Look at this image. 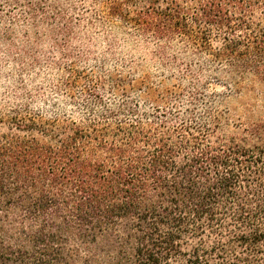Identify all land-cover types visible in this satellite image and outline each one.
<instances>
[{
    "label": "trees",
    "instance_id": "1",
    "mask_svg": "<svg viewBox=\"0 0 264 264\" xmlns=\"http://www.w3.org/2000/svg\"><path fill=\"white\" fill-rule=\"evenodd\" d=\"M0 58V264H264V0H0Z\"/></svg>",
    "mask_w": 264,
    "mask_h": 264
},
{
    "label": "rangeland",
    "instance_id": "2",
    "mask_svg": "<svg viewBox=\"0 0 264 264\" xmlns=\"http://www.w3.org/2000/svg\"><path fill=\"white\" fill-rule=\"evenodd\" d=\"M13 72V71H12ZM11 74V67L7 63V61L3 58H0V99H3L2 97L8 92L7 90L11 88L9 85V80L7 78ZM41 76H46V71L40 72ZM217 90H220V88L213 87ZM231 107H235V101L230 102Z\"/></svg>",
    "mask_w": 264,
    "mask_h": 264
}]
</instances>
